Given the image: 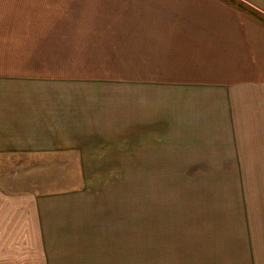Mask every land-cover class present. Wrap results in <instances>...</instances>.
<instances>
[{"label":"crops","instance_id":"crops-1","mask_svg":"<svg viewBox=\"0 0 264 264\" xmlns=\"http://www.w3.org/2000/svg\"><path fill=\"white\" fill-rule=\"evenodd\" d=\"M165 1L166 12L143 14L142 26L153 34L146 62L153 72L143 83L161 98L178 100L158 104L160 112L142 123L134 120L130 135L139 142L151 131L147 139L155 148L170 146V132H199L197 143L230 145L224 151L231 158L222 160L264 162V0ZM140 14H134L137 28ZM5 36L0 27V264H216L218 257L237 264L256 257L257 243L264 246V195H244L254 192L245 185L179 193L166 186L145 206L90 199L80 185L33 184L39 161H68L65 153L84 160L90 146L127 133L112 122L106 103L90 104L93 94L34 67L59 62L10 55L15 49ZM231 171L264 176V169ZM257 203L259 218L246 208ZM145 215L151 232L142 231Z\"/></svg>","mask_w":264,"mask_h":264},{"label":"rangeland","instance_id":"rangeland-1","mask_svg":"<svg viewBox=\"0 0 264 264\" xmlns=\"http://www.w3.org/2000/svg\"><path fill=\"white\" fill-rule=\"evenodd\" d=\"M166 5L165 0H0L1 30L15 52L20 49L10 55L24 52L33 60L59 62L34 67L43 68L47 76H63L66 87L71 83L72 88L93 94L90 104L106 103V111L115 114L112 122L120 123L121 132L128 135L103 146H90L84 160L65 153L63 157L68 161H39L33 167L32 181L40 189L80 185L89 190L90 199L141 201L148 206L147 202L162 195L160 191L166 186L179 193L201 190L207 185H245L250 191L262 193L243 192L244 195L263 200L264 176H233L231 168L264 169V162L222 160L223 156L231 158L230 151H224L230 145L197 143L202 140L199 129L190 137H179L176 132L172 136L170 132V146L155 148L147 139L151 131H144L142 141L136 142L135 135L127 129L134 120L142 123V119L152 116V111L158 113L159 105L178 100L174 95L161 98L158 90L151 91L143 83L146 74L153 72L146 63L151 60L148 57L153 34L147 31L150 26H142L146 21L143 14L166 12ZM136 12L141 13L139 28ZM155 35L157 40L159 34ZM112 126L116 129L117 124ZM166 135H161L160 140H167ZM246 208L252 216L262 217L261 204ZM141 227L144 233L151 232V219L146 215ZM136 243L129 240L128 247ZM255 249V258L242 259L237 264H264L262 242ZM214 260L216 264H236L226 257Z\"/></svg>","mask_w":264,"mask_h":264},{"label":"trees","instance_id":"trees-1","mask_svg":"<svg viewBox=\"0 0 264 264\" xmlns=\"http://www.w3.org/2000/svg\"><path fill=\"white\" fill-rule=\"evenodd\" d=\"M228 1L233 3V4H237L236 0H228Z\"/></svg>","mask_w":264,"mask_h":264}]
</instances>
